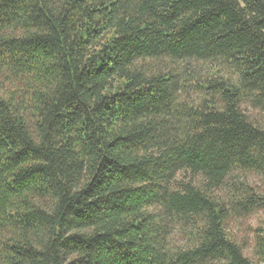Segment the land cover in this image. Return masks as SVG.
<instances>
[{"label": "trees", "instance_id": "1", "mask_svg": "<svg viewBox=\"0 0 264 264\" xmlns=\"http://www.w3.org/2000/svg\"><path fill=\"white\" fill-rule=\"evenodd\" d=\"M264 0H0V264H264Z\"/></svg>", "mask_w": 264, "mask_h": 264}, {"label": "rangeland", "instance_id": "2", "mask_svg": "<svg viewBox=\"0 0 264 264\" xmlns=\"http://www.w3.org/2000/svg\"><path fill=\"white\" fill-rule=\"evenodd\" d=\"M249 115H251L254 119L258 120V122L264 126V116L260 113L248 109L246 111ZM250 180L258 187V190L264 193V178L262 177H251ZM264 223V214L260 213L258 215L253 216L248 220L249 225L258 226Z\"/></svg>", "mask_w": 264, "mask_h": 264}]
</instances>
